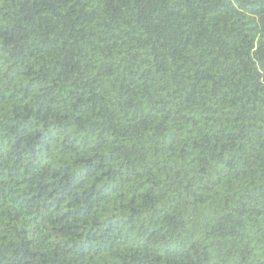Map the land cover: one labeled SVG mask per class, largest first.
I'll return each mask as SVG.
<instances>
[{
    "label": "trees",
    "instance_id": "obj_1",
    "mask_svg": "<svg viewBox=\"0 0 264 264\" xmlns=\"http://www.w3.org/2000/svg\"><path fill=\"white\" fill-rule=\"evenodd\" d=\"M0 264H264V0H0Z\"/></svg>",
    "mask_w": 264,
    "mask_h": 264
}]
</instances>
